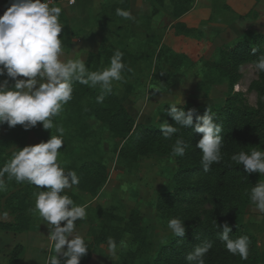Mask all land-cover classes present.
I'll return each instance as SVG.
<instances>
[{
  "label": "trees",
  "instance_id": "16d2710c",
  "mask_svg": "<svg viewBox=\"0 0 264 264\" xmlns=\"http://www.w3.org/2000/svg\"><path fill=\"white\" fill-rule=\"evenodd\" d=\"M129 1L101 0L100 13L94 23H115L120 19L116 9L126 10ZM149 1L152 4L150 16L155 17L164 8V0ZM193 1H173L172 20L185 15ZM60 23L64 27L60 38L69 43L73 33L63 11ZM118 31H122V28H118ZM253 48L258 49L255 55L252 53ZM116 50L123 53L126 70L122 75L128 78L131 73L128 66L131 54L126 49L101 44L95 53L87 56L85 63L92 71L102 70L109 65ZM155 53L154 69L161 70V81L168 83L173 79V73L180 70L182 58L164 46H160ZM261 54H264V35L245 31L233 43L216 50L201 65L202 88L225 82L228 86L224 103L210 110L216 122L222 125L224 145L222 161L213 164L208 172L203 171L200 150L195 148L202 137V134L194 131L195 117L193 127L182 128L171 140H166L160 128L136 125L113 89L110 93H103L98 86L74 85L73 99L53 119L55 124L65 129V145L58 160H61L66 171L73 170L80 178L79 185L74 187L76 191L96 197L104 187L110 167L103 146L108 147L109 152L116 157L117 165L126 172H131L142 158L154 150L158 156L170 159L174 166L173 172L167 174V185L155 199L153 207L166 223L170 218H179L186 227L184 237L173 235L156 248L137 210L129 211L124 218L113 211L93 209L86 219L89 252L81 264H89L96 249L106 244L109 237L114 238L118 245L123 242L115 264H185L186 253L204 240L214 242L205 257V264H264V252L259 247L257 237L249 232L244 223L246 209L253 206L248 190L259 180L264 182V176L248 174L243 166L236 165L230 159L231 155L240 150L264 149V73L258 74L257 79L249 85V90L258 98L256 106H250L240 93L233 92V87L241 78L239 68L251 65ZM151 85L156 83L152 82ZM124 90L130 93L131 85L125 83ZM99 95H104L103 103L96 102ZM177 106L188 110L185 106ZM169 109L170 106H167L161 110V121L174 125V121L167 116ZM206 110H197V115L203 116ZM91 122L99 124L98 127H93ZM31 133L40 142H46L51 134H57L55 128L44 130L39 123L29 131L20 125L14 128H9L7 124L0 126V167L11 158L14 151L29 145ZM103 133L108 137L104 138ZM177 138L189 144L182 157L171 155V144ZM5 182L6 190L0 191V231L26 233L31 227V213L35 203L33 193L37 189L28 183L8 180L7 176ZM225 222L232 227L231 236L247 235L250 238L247 260L227 252L218 239L217 225ZM23 250L21 245L13 248L10 253L13 264L18 262Z\"/></svg>",
  "mask_w": 264,
  "mask_h": 264
},
{
  "label": "clouds",
  "instance_id": "9594fccd",
  "mask_svg": "<svg viewBox=\"0 0 264 264\" xmlns=\"http://www.w3.org/2000/svg\"><path fill=\"white\" fill-rule=\"evenodd\" d=\"M62 8L50 6V0H9V5L0 15V126L9 128L20 125L25 131L35 128L38 123L44 130L55 128L56 135H50L45 142L17 149L11 158L0 167V191L6 190L5 176L17 183H28L37 190L33 193V211L39 214L47 228L46 239L52 253L45 264H81L89 252L84 236L76 231V222L87 216L86 207L76 204L66 193L80 183L73 170L66 171L58 162L64 147L65 129L54 123L65 105L73 99L74 85L80 84L110 93L114 82L123 78L126 64L123 53L116 50L109 65L102 70L92 71L83 58H63L64 41L60 23ZM116 15L135 20L128 10L117 8ZM258 49L253 48V55ZM250 67L254 75L264 73V54L254 60ZM239 85H236L237 90ZM104 95L96 97L103 103ZM167 116L174 121L160 124L162 136L171 140L180 129L193 127L202 134L195 148L200 150V165L208 172L213 164L223 159L224 139L222 125L216 122L214 114L207 109L203 116L197 115L195 108L184 110L176 104H169ZM189 144L177 138L171 144V155L182 157ZM246 173L264 176V149L240 150L230 157ZM251 185V184H250ZM251 205L264 218V182L259 180L248 190ZM218 239L227 252L247 260L250 238L247 235L231 236L232 227L227 222L217 225ZM168 229L178 238L184 237L186 227L183 220L170 218ZM197 239H199L197 237ZM213 241L204 240L188 251L185 264H205V257L213 248ZM108 252L115 258L123 242L109 237Z\"/></svg>",
  "mask_w": 264,
  "mask_h": 264
},
{
  "label": "rangeland",
  "instance_id": "374dc122",
  "mask_svg": "<svg viewBox=\"0 0 264 264\" xmlns=\"http://www.w3.org/2000/svg\"><path fill=\"white\" fill-rule=\"evenodd\" d=\"M88 1L93 2L94 6L101 2ZM173 1L175 0H164V8L157 16L151 17L152 4L149 0H130L126 10L131 12L135 20L120 17L115 23L93 22L75 31L69 43L64 42L63 52L69 50L71 39H74L75 46H79L77 49L79 53L73 57L84 58L81 50L83 40L81 42L78 40L94 31L99 39L92 36L86 38V46H97L99 42H104L109 47L130 52L128 62L130 76L128 78L123 76L121 81L114 82L112 89L136 125L160 128L162 123L160 112L164 107L170 106L169 104L196 110H212L221 106L228 95V86L225 82L202 88L201 65L209 60L216 50L233 43L245 29L251 27L256 18H252L256 13L254 11L256 3L253 0H194L188 7L187 16L173 21L171 14ZM196 1L198 6L195 8ZM8 5L9 0H0V10L6 9ZM64 11L69 15L68 9ZM69 16L73 17L71 14ZM74 20L79 27L80 17L76 16ZM120 27L122 31H118ZM256 31L264 34V18L259 22ZM256 31L253 29L251 32L257 34ZM160 46L175 52L183 61L180 70L173 73L174 77L168 83L161 81V70L154 69L155 51H158ZM239 73L241 78L236 85L240 87L237 90L235 85L233 92L240 93L250 106H256L258 98L249 90V85L257 79V75L253 74L249 64L241 66ZM152 82L156 85H151ZM125 83L131 85L130 93L125 92ZM91 124L95 128L99 125L94 122ZM102 135L104 138L108 137L106 133ZM38 143L39 139L31 133L28 144ZM103 153L110 169L107 181L98 195L89 197L75 188L66 190L70 198L76 204L85 206L87 211L86 218L76 222V231L84 236L86 241L89 240L86 219L93 209L113 211L124 218L129 211L137 210L150 232L155 247L167 242L174 234L157 214L153 204L167 185L166 176L173 172V162L151 150L131 172H126L117 165L116 157L109 152L106 145L103 146ZM58 162L62 166L61 160ZM260 216L254 206H250L246 209L244 223L249 232L257 237L259 247L264 252V218L257 219ZM47 235L43 219L32 210L31 227L26 233L0 231V264H13L10 261V253L17 245H21L24 250L16 264H45L46 258L53 254L46 239ZM119 252L120 249L113 258L108 252L107 243L100 245L89 264H115Z\"/></svg>",
  "mask_w": 264,
  "mask_h": 264
},
{
  "label": "crops",
  "instance_id": "0c3cea01",
  "mask_svg": "<svg viewBox=\"0 0 264 264\" xmlns=\"http://www.w3.org/2000/svg\"><path fill=\"white\" fill-rule=\"evenodd\" d=\"M253 1H255V3H256L255 8H254V11L256 13L252 15V18H255V17L256 18L253 21V24L251 25V27L245 29L244 32L248 31V30L253 31V29H255V31H256V29L258 28L259 22H261L262 19L264 18V0H258V1L253 0ZM197 6H198V2L195 3L194 7L196 8ZM64 9H68L70 11L69 15L71 14V16H73V17H70L64 11ZM64 9H62V11L64 12V14L67 16V18L69 20V26H70L71 33L74 34L75 31H77L79 28L91 25L95 21V18L100 13V3L98 2L97 5L95 4V6H94L93 2H89L88 0H80V1H77L76 5L74 7L64 8ZM187 14L183 15L182 17L187 16ZM76 16L80 17L79 27H77L76 22L74 20V17H76ZM256 32H257V34L264 35L260 31H256ZM90 33L85 34L84 36H82L83 37L82 39L78 40L79 42H81L83 40V43H82L83 45H82L81 50L83 51L82 53H84V58H83L84 61H86V58L90 53H95L97 51L98 47L101 44H104V42H99L97 46H86L87 45L85 42L86 38L92 36L94 39L95 38H97V40L99 39L98 34L96 32L92 31ZM75 44L76 43H75L74 39H71L69 50L63 52V58H65V59L66 58H74L73 56H75V55H77V53H79V51H77L79 46H75ZM91 47H93V48H91Z\"/></svg>",
  "mask_w": 264,
  "mask_h": 264
},
{
  "label": "built area",
  "instance_id": "2783aa9c",
  "mask_svg": "<svg viewBox=\"0 0 264 264\" xmlns=\"http://www.w3.org/2000/svg\"><path fill=\"white\" fill-rule=\"evenodd\" d=\"M77 0H50V6H58L63 8H72L76 5ZM6 9L0 10V15H3V12Z\"/></svg>",
  "mask_w": 264,
  "mask_h": 264
}]
</instances>
